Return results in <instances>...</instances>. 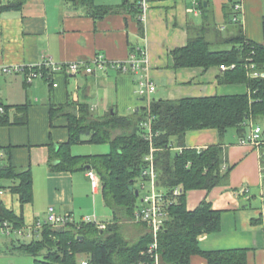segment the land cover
Segmentation results:
<instances>
[{"label":"crops","instance_id":"1","mask_svg":"<svg viewBox=\"0 0 264 264\" xmlns=\"http://www.w3.org/2000/svg\"><path fill=\"white\" fill-rule=\"evenodd\" d=\"M199 2L204 3V9ZM96 3L112 9L96 19L83 8L63 0H23L19 9L0 11V64L35 67L46 59L56 64L90 61L98 53L109 61H125L138 49L139 52L144 49L150 61L148 74L156 84L151 99L175 100L249 92L243 82L219 83L218 75L223 72L218 66L175 68L171 51L185 45L190 36L199 32H204L213 48L223 49L226 46L223 40L236 33V21L245 39L261 42L264 0H242V8L236 14L238 20L234 19L228 0H152L144 18H141L138 0H96ZM45 75L47 77L41 70L32 81H27V71L0 77V102L12 106L27 104L26 123L0 124L3 154L0 162L6 161L9 154L15 167L30 168L33 181L30 202L20 204L17 194L4 189L0 190V198L7 208L17 215L22 214L25 229L33 227L37 221H44L49 206L58 213L77 214L79 218L88 214L112 222L114 213L104 203L101 185L92 189L87 170L56 171L50 167V145L57 146L69 138L68 119L63 110L56 111L50 118V105H61L69 110L85 103L96 118L109 112L129 116L146 106L144 100V105L138 104L136 100L142 101L141 96L133 90L140 75L112 67L74 75L48 69ZM96 110L98 114L94 113ZM255 123L264 130V116H259L245 123L247 131L249 125ZM219 140L215 128L193 129L185 133L184 147L203 149ZM221 142V170L225 173L230 167L229 172L209 191L192 189L186 192L188 211L207 195L213 209L222 212L221 228L217 232L200 234L198 244L204 251L244 249L247 250L246 264H264V143L241 144L234 129L228 131ZM100 198L103 204L99 205L109 208L107 217L98 212ZM89 205L93 207L91 212H78L79 208H89ZM120 223L127 238L133 235L137 238L147 231L145 225L127 218ZM39 231H34L33 238H39ZM0 236L6 238L11 250H16L10 234L0 232ZM190 264H207V260L192 254Z\"/></svg>","mask_w":264,"mask_h":264},{"label":"trees","instance_id":"2","mask_svg":"<svg viewBox=\"0 0 264 264\" xmlns=\"http://www.w3.org/2000/svg\"><path fill=\"white\" fill-rule=\"evenodd\" d=\"M97 19L112 8L97 4L96 0H63ZM232 7V1H228ZM23 0L0 1V11L19 9ZM201 9L204 3L199 2ZM139 5V0H138ZM140 8V6H139ZM236 33L225 38L223 49L212 47L204 32L188 38L185 45L171 51L173 66L202 67L235 64L222 70L219 83L247 85L249 92L240 95H212L183 97L175 100L153 97L149 107H139L132 114L119 115L109 112L103 117H93L85 103L69 110L50 105V118L58 111L68 119V141L51 144L49 165L56 171L93 169L100 179L101 192L106 206L111 208L114 219L106 229L93 223L81 222L53 227L44 224L39 238L28 242L17 237L12 239L14 247L34 256L33 264H75L76 255L86 254L91 264H135L147 260L141 254L146 250L151 234L145 231L134 240L122 232L120 223L131 219L140 205L143 189L137 184L147 161L144 159L154 147L153 157L157 173V184L163 191L170 192L181 185L183 192L169 207V215L158 233L160 264H190V256L198 254L206 258L207 264H246L247 250L225 249L204 251L198 244V236L217 232L221 228V210H215L206 195L199 204L189 210L186 207V192L192 189L211 190L226 176L229 168L222 173L223 147L221 139L228 131L235 130L238 137L248 132L245 123L251 118L264 116V76H251L252 69L264 73V20L261 42L245 39L239 22H235ZM134 53L139 54V49ZM47 77L48 68H42ZM66 74V73H65ZM68 75V74H66ZM50 86L52 84L50 83ZM0 124H24L27 122V104L5 105ZM148 115L152 117V138L144 137L141 126ZM218 131L220 140L206 148L184 147L188 130L213 129ZM119 130V131H117ZM117 131V132H115ZM109 143L110 151L104 154L74 155L70 152L73 143ZM182 147L179 151L175 148ZM7 152V151H6ZM264 165V158L262 160ZM88 166V168H86ZM10 184H5V181ZM9 190L18 195L20 204L33 198V181L30 168L15 167L10 160L0 162V190ZM136 190L138 195H136ZM260 218L256 220L259 222ZM6 222L13 229L24 227L22 214L17 215L7 208L0 198V228ZM43 254L42 257L38 255Z\"/></svg>","mask_w":264,"mask_h":264},{"label":"built area","instance_id":"3","mask_svg":"<svg viewBox=\"0 0 264 264\" xmlns=\"http://www.w3.org/2000/svg\"><path fill=\"white\" fill-rule=\"evenodd\" d=\"M152 0H139L141 18L145 17L146 10L149 6V2ZM229 1V0H228ZM232 9L234 13V19L238 20L237 12L242 8V0H231ZM149 57L148 53L144 49H140L139 54H131L129 59L125 61H109L103 54L98 53L93 56L90 61L74 60L65 63H54L50 59L42 61L39 65L35 67H29L20 64H0V77L2 75H11L15 73H20L27 71L26 79L27 81H32L33 77L40 74L43 67L51 69L52 71H60L66 74H78L79 72L93 73L96 70H103L106 67H112L119 71L125 72L127 70L137 72L138 80L135 86V93L138 96L144 97L146 102V107H149L151 96L155 93L156 84L154 80L148 74L149 68ZM235 64H222L220 69L224 70L226 68L234 67ZM253 63L249 64L250 75L253 76H264L263 72L252 69ZM39 67V68H38ZM39 69V70H38ZM5 112L4 103L0 102V116ZM141 126L144 131V137L151 141L152 138V117L148 115L147 119L142 121ZM250 129L245 134L239 138L240 143L251 144L252 146L264 143V130L263 128L255 123L249 125ZM179 151L182 147L175 148ZM154 147L150 146L149 153L145 156L147 161L146 167L142 171V178H140L137 184L143 189L140 193V205L135 209L133 217L129 219L133 223H141L145 225L147 231L151 234L152 240L148 242L146 250L142 251L141 254L148 256L147 260H140L135 264H159L160 263V253L158 251V233L163 228L166 219L169 215V207L176 201L178 195L183 192L181 185H176L172 191L166 192L160 189L157 184V173L154 165L153 151ZM3 156L0 151V158ZM87 174L90 176L92 189L96 190L100 186V179L97 173L93 169L87 170ZM84 222L93 223L96 227L100 229H106V226L110 222L98 220L95 216L84 215L80 217L79 220H75L70 213H58L53 206H49L47 209V215L44 221H37L35 225L30 228L13 229L6 222L0 228V232L5 234H17L21 238L32 239L33 233L36 230H40L44 224L52 225L53 227H63L68 224L78 225Z\"/></svg>","mask_w":264,"mask_h":264},{"label":"rangeland","instance_id":"4","mask_svg":"<svg viewBox=\"0 0 264 264\" xmlns=\"http://www.w3.org/2000/svg\"><path fill=\"white\" fill-rule=\"evenodd\" d=\"M137 96H135V100H136ZM138 102V104H142L144 105V101H139V100H136ZM94 113L98 114L99 113V110H96ZM95 115V114H94ZM119 131V130H117ZM115 131V132H117ZM109 143L107 142H97V143H73L71 144L70 146V152L72 154H104L106 152H109L110 151V147H109ZM88 195L92 198V194H91V191L88 192ZM98 197V196H97ZM140 198V197H139ZM101 198L98 202V205H97V208H98V212L100 214H103L105 213L106 214V217L109 215V208H105L103 206H100L99 203L103 204L101 202ZM86 208V209H85ZM81 207L79 208L78 212H81L80 214H86L85 212H91L93 210V207L91 205H89V208L87 207ZM77 213V212H76ZM98 213V214H99ZM79 214V215H80ZM88 215V214H86ZM76 216H78L76 214ZM75 215L73 216L75 218V220H79V216L76 217ZM98 218H104V217H99L98 215ZM134 237H131V238H128L129 240H134L136 237L135 235H133ZM17 237H19V235L13 233V234H10V239H13V240H16ZM20 240L22 241H26L28 242L29 240L27 238H21L19 237ZM0 245H1V248H0V264H33V261H34V256L30 255V254H27V253H24L20 250H14V249H10V244L9 242L6 240V238L0 236ZM43 254H40L38 255V257H42ZM75 264H91L88 262V258H87V255L86 254H78L76 255V261H75Z\"/></svg>","mask_w":264,"mask_h":264},{"label":"water","instance_id":"5","mask_svg":"<svg viewBox=\"0 0 264 264\" xmlns=\"http://www.w3.org/2000/svg\"><path fill=\"white\" fill-rule=\"evenodd\" d=\"M142 100H144V97H141ZM88 168V166L86 167ZM136 195H138V191L136 190Z\"/></svg>","mask_w":264,"mask_h":264}]
</instances>
